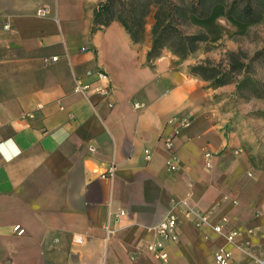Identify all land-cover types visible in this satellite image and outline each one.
<instances>
[{"label": "crops", "instance_id": "obj_1", "mask_svg": "<svg viewBox=\"0 0 264 264\" xmlns=\"http://www.w3.org/2000/svg\"><path fill=\"white\" fill-rule=\"evenodd\" d=\"M102 1L0 0V264H163L146 245L171 200L210 225L177 213L170 264H216L220 248L234 264H264V120L246 115L255 99L237 102L233 83L208 87L191 54L163 47L148 59L150 23L142 42L116 20L91 33ZM96 68L103 91L74 92ZM178 112L191 121L175 133ZM216 222L239 231L234 242Z\"/></svg>", "mask_w": 264, "mask_h": 264}, {"label": "trees", "instance_id": "obj_2", "mask_svg": "<svg viewBox=\"0 0 264 264\" xmlns=\"http://www.w3.org/2000/svg\"><path fill=\"white\" fill-rule=\"evenodd\" d=\"M218 10L220 13L216 12ZM262 15L264 0H104L94 10L91 33L116 20L121 23L133 41L142 42L148 19L151 18V46L147 58L158 56L163 47H168L178 57L185 58L193 53L198 42L208 39L206 34L183 32L181 26L188 20L204 21L223 16L234 23L252 24L259 22ZM167 38L175 41L179 48L177 51L173 50L171 45L165 44L164 40ZM259 58L264 59V49L256 53L255 60ZM255 60L250 59L246 63L235 60L233 64L229 63L227 71L210 65L206 60L196 63L190 69L206 81L208 87L216 88L234 83V96L237 99L264 98L261 90L249 96H244L242 91ZM232 72L241 74V78L235 79Z\"/></svg>", "mask_w": 264, "mask_h": 264}, {"label": "rangeland", "instance_id": "obj_3", "mask_svg": "<svg viewBox=\"0 0 264 264\" xmlns=\"http://www.w3.org/2000/svg\"><path fill=\"white\" fill-rule=\"evenodd\" d=\"M219 11L216 12L220 13ZM150 22H152L151 18L148 19V23ZM181 28L187 34H206L208 38L206 41L196 44L191 54L194 60L191 66L206 60L210 65L227 71L229 70V63L233 64L235 60L241 63H246L250 59L255 60L256 53L264 49V15L261 16L259 22L252 24L234 23L223 16L204 21L192 19L183 23ZM164 42L166 45H171L173 50L177 51L179 49L173 39L167 38ZM232 74L237 80L241 78L239 73L232 72ZM247 77L246 84L242 87L244 96H249L254 92L257 94L258 90H261V94L264 96V59L259 58L253 62V68L249 71ZM206 84L208 83L206 82ZM255 84L257 87H255ZM254 87L255 89H253ZM254 99L255 110L246 115L255 120H264V98L255 97ZM236 101L247 102L248 100L236 98ZM222 105H227L233 112L239 111L235 101L228 100ZM261 136L264 137V133Z\"/></svg>", "mask_w": 264, "mask_h": 264}, {"label": "built area", "instance_id": "obj_4", "mask_svg": "<svg viewBox=\"0 0 264 264\" xmlns=\"http://www.w3.org/2000/svg\"><path fill=\"white\" fill-rule=\"evenodd\" d=\"M5 29L10 27V24L5 21L3 24ZM57 56L51 57V60H57ZM85 77H95L94 82H86L81 77H75L74 80V92L80 94H87L90 90H95L102 92V88L97 82L107 79V74L101 68L89 69L85 71ZM144 104L140 102H134L133 106L135 108H141ZM190 115L188 113L178 112L170 117L167 122V125L171 126L175 133L180 132L190 123ZM166 144L169 145V140L166 141ZM209 156V153L206 154ZM171 162L173 160L171 159ZM171 169H175V165H171ZM114 167L112 165L106 171L105 176L111 177L113 174ZM181 213L184 218L188 219L196 228L203 227L205 225H210L208 217L201 211L194 209L189 206L185 200H171V207L167 214L156 224L155 234L158 238L155 241H152L146 245V250L153 254L158 260L163 264H170L169 257L166 250V242L175 241L178 238L177 231V213ZM122 213V212H120ZM116 221L118 220V215L115 217ZM214 231L222 234L225 239L232 243L239 235V231L235 228H229L224 230V225L220 222H216L211 225ZM17 228V227H16ZM107 231L110 230L108 222L105 225ZM19 233L22 230L18 231ZM78 241L81 238H76ZM214 261L216 264H234L231 251L226 248H220L214 253Z\"/></svg>", "mask_w": 264, "mask_h": 264}]
</instances>
